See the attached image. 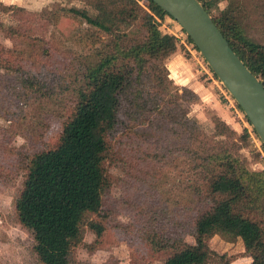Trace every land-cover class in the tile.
<instances>
[{
	"label": "trees",
	"instance_id": "obj_1",
	"mask_svg": "<svg viewBox=\"0 0 264 264\" xmlns=\"http://www.w3.org/2000/svg\"><path fill=\"white\" fill-rule=\"evenodd\" d=\"M82 1L85 8L56 2L32 13L37 28L53 25L62 15L87 24L60 46L59 40L37 36L38 29L22 20L6 26L3 13L31 12L0 0V30L12 41L11 47L0 42V109L12 104V112L21 118L19 128L33 142L12 147L16 158L10 169L0 166V179L12 180L20 170L27 171L16 215L33 235L39 260L78 264L73 249L83 242L85 226L97 240L108 226H118L138 233L152 251L166 254L163 264H208L218 255L210 239L222 233L243 240L251 258L247 264H264V170L250 169L241 154L248 133L238 134L214 115V132L207 134L190 116L184 102L197 101L199 95L189 88L180 93L170 75L167 61L180 44L176 34L161 28L160 20L170 15L152 0ZM200 1L245 64L264 80V43L244 27V0H231L217 17L212 8L219 0ZM67 40L88 50L66 47ZM187 40L199 51L188 35ZM55 56L65 60L58 80L51 65ZM53 122L59 123L60 133L48 145L45 131ZM117 135L136 136L119 148L129 165L138 159L142 142L148 144L144 154L151 153L159 166L150 184L159 185L164 164L178 157L184 165V178L176 182L179 209L164 204L157 213L144 200L128 201L125 206L136 212L134 224L126 226L103 208L111 184L107 163ZM2 147L8 149L0 145V155ZM141 160L146 165L150 161L144 155ZM38 192L47 217L38 207ZM186 235L196 242L186 241Z\"/></svg>",
	"mask_w": 264,
	"mask_h": 264
},
{
	"label": "rangeland",
	"instance_id": "obj_2",
	"mask_svg": "<svg viewBox=\"0 0 264 264\" xmlns=\"http://www.w3.org/2000/svg\"><path fill=\"white\" fill-rule=\"evenodd\" d=\"M6 4H14L26 8L31 14L15 13L9 11L1 15V20L6 26L15 25L22 20L24 25L30 27L34 25L37 36H44L46 39L60 41V46L71 34L78 32L80 28L87 24H81L77 19L62 15L53 25L47 24L45 28H37L39 22L32 14L40 12L45 6L52 3H60L66 7L85 8L82 0H3ZM215 1V0H214ZM144 2V0H143ZM232 2L231 0H219L212 8L214 16H220L222 11ZM247 10L242 13L244 27L255 41L264 43V0H244ZM161 21V28L179 37L180 44L178 53H181L191 63V67L186 71V82L188 85L196 84L199 89V99L197 101H185L189 108L190 116L195 118L204 128L207 134L214 132L213 116L218 115L224 119L238 134L248 133L247 145L241 149V154L247 159L248 166L253 170H264V148L261 140L253 132L245 113L237 106V102L226 90L221 81L215 78L213 72L203 58L200 51L196 50L192 43L187 40V34L180 24L171 16H166ZM0 42L3 45L12 46V41L5 37L4 31L0 30ZM66 47H73L78 52L84 53L87 47L74 44L70 40L65 43ZM171 58V57H170ZM169 58V59H170ZM167 61V65L169 60ZM65 60L55 56L51 61L54 70V79L58 80L57 72L63 73L62 69ZM63 75V74H62ZM177 85L176 79H173ZM182 93L184 87L177 85ZM190 89V88H189ZM6 108L0 109V145H7L8 149L0 155V166L11 168V161L15 155L11 152L12 147L22 145L31 146L33 144L27 137L25 128H19L21 118L13 113L12 104H7ZM20 120V121H19ZM33 124H37L34 120ZM148 130V126L143 125ZM37 128V127H35ZM60 133L59 123L53 122L45 131L44 140L48 145L54 144ZM134 137L117 135L114 138L113 156L108 160L107 166L111 174V184L108 194L104 196V207L112 210L115 219L126 226L133 223V216L136 210L129 208L128 201L142 200L150 203V208L157 213H161L162 205L168 204L170 207L179 209L176 203V182L181 180L180 172L184 167L178 157L173 161L165 163L160 184H150V177H155L156 169L159 166L154 161L151 153L144 154L150 149L148 144L142 142V149L138 151V159H131L134 163L129 165L123 152L119 148L131 143ZM38 144V143H37ZM241 144V143H240ZM3 154V155H2ZM144 155L148 165L141 160ZM153 161V162H152ZM150 165V166H149ZM27 171L20 170L12 180L0 179V264H43L33 250V235L21 225L16 215V200L20 195ZM186 175V174H185ZM41 192H38V207L41 213L47 217L41 201ZM190 196L186 199L190 200ZM136 202V203H138ZM96 215H91L90 219H95ZM160 222V220H158ZM163 222V218L161 219ZM116 220L114 224H116ZM186 241L195 243L191 235H186ZM96 242V243H95ZM211 248L218 254L208 264H222L230 260L231 264H247L251 261L245 253L244 243L240 237L227 233L216 234L210 239ZM166 254L154 252L148 244L141 239L138 233L127 231L118 226H108L104 236L96 239V234L85 226L83 242L73 249V257L78 264H135L137 259H142L137 264H163Z\"/></svg>",
	"mask_w": 264,
	"mask_h": 264
},
{
	"label": "water",
	"instance_id": "obj_3",
	"mask_svg": "<svg viewBox=\"0 0 264 264\" xmlns=\"http://www.w3.org/2000/svg\"><path fill=\"white\" fill-rule=\"evenodd\" d=\"M152 1L175 19L193 40L264 145V80L245 64L200 0Z\"/></svg>",
	"mask_w": 264,
	"mask_h": 264
},
{
	"label": "crops",
	"instance_id": "obj_4",
	"mask_svg": "<svg viewBox=\"0 0 264 264\" xmlns=\"http://www.w3.org/2000/svg\"><path fill=\"white\" fill-rule=\"evenodd\" d=\"M168 67L170 70V75L173 79H176L177 85L186 86L196 92L198 95L199 89L193 85H188L186 80V71H188L191 67V63L185 56H183L181 53L176 52L170 59H169Z\"/></svg>",
	"mask_w": 264,
	"mask_h": 264
}]
</instances>
